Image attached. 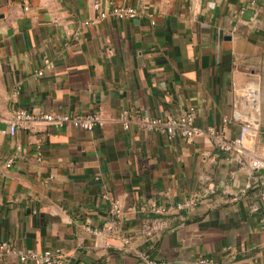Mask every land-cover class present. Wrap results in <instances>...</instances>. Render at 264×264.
<instances>
[{
	"label": "crops",
	"instance_id": "crops-1",
	"mask_svg": "<svg viewBox=\"0 0 264 264\" xmlns=\"http://www.w3.org/2000/svg\"><path fill=\"white\" fill-rule=\"evenodd\" d=\"M95 4L143 15L97 20ZM251 82L264 159V0H0V244L60 250L62 264H264V173L204 135L187 143L138 122L192 111L195 127L233 139L239 123H222L236 109L233 84ZM18 110L98 113L105 124L10 137ZM105 195L121 203L118 238L93 233L110 217Z\"/></svg>",
	"mask_w": 264,
	"mask_h": 264
},
{
	"label": "built area",
	"instance_id": "built-area-1",
	"mask_svg": "<svg viewBox=\"0 0 264 264\" xmlns=\"http://www.w3.org/2000/svg\"><path fill=\"white\" fill-rule=\"evenodd\" d=\"M94 9L98 12L97 20L111 16L118 20H137L142 18V12L129 6H114L108 12L100 10L99 4L94 5ZM92 25V23H85ZM152 25L154 23H151ZM37 75H41L38 72ZM233 92H235L236 109L231 118H223L222 123L225 124L231 120L239 123V131L235 138L227 139L224 135L223 129L210 128L206 131L195 127L194 114L189 111L184 116L162 120L143 117L139 119V124L150 132H157L165 135L169 139L178 138L187 143H191L196 136L204 135L210 139L215 149L224 154L237 153L249 161V172L258 173L260 170L264 171V159L259 157L255 147V138L258 133L257 119L254 113L258 109V88L254 82L248 83L245 87L240 88L233 84ZM245 109L251 113L241 114L238 110ZM123 128L128 129L130 122V115L123 112L118 119ZM43 124L53 127H67L72 126L84 131H92L94 128H103L104 119L98 113H91L87 115H39L32 116L25 111L18 110L13 118L8 122L7 135L14 137L21 129H32L33 126ZM12 160L7 162V166H11ZM260 200L264 203V183L260 192ZM109 203V219L103 224L100 230L93 231L95 235H101L104 238H118L121 235L120 216L121 203L117 199H111L107 195L104 196ZM197 198L191 197L176 205L177 211L189 209L196 205ZM159 212L158 210H155ZM125 242H127L125 240ZM12 256L17 259L20 264H62L63 252L58 250L53 254H38L35 252H23L6 243L0 244V256ZM144 264H167L161 261H145ZM193 264H215L210 258L201 257ZM230 264H234L233 262Z\"/></svg>",
	"mask_w": 264,
	"mask_h": 264
},
{
	"label": "water",
	"instance_id": "water-1",
	"mask_svg": "<svg viewBox=\"0 0 264 264\" xmlns=\"http://www.w3.org/2000/svg\"><path fill=\"white\" fill-rule=\"evenodd\" d=\"M260 173H264V171L263 170H260Z\"/></svg>",
	"mask_w": 264,
	"mask_h": 264
}]
</instances>
